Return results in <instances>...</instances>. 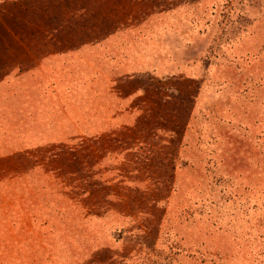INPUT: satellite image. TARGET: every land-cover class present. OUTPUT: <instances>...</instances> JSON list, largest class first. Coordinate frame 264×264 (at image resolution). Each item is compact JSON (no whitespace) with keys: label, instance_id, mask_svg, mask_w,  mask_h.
<instances>
[{"label":"rangeland","instance_id":"obj_1","mask_svg":"<svg viewBox=\"0 0 264 264\" xmlns=\"http://www.w3.org/2000/svg\"><path fill=\"white\" fill-rule=\"evenodd\" d=\"M69 6L0 0V264H264V0Z\"/></svg>","mask_w":264,"mask_h":264},{"label":"crops","instance_id":"obj_2","mask_svg":"<svg viewBox=\"0 0 264 264\" xmlns=\"http://www.w3.org/2000/svg\"><path fill=\"white\" fill-rule=\"evenodd\" d=\"M30 1L34 2L35 0H30ZM54 1L56 3L57 13L54 17H52V19L50 21L51 26L55 25L54 27L59 28L60 26L64 25V23L61 22L62 20H65V19L69 20L72 17L76 18V16H73L72 14H70V16H68L69 10L74 8V7L72 8L69 6V3H71V0H54ZM78 9L80 10V16H81L82 10L80 8H78ZM101 9L102 8L100 7V10ZM86 10H90V0H85V7L83 9V12ZM64 27H66V26H64ZM76 48H78V45ZM111 51H113V52H110V53H114L115 50L111 49ZM110 53L107 50H105L103 52L101 50L100 56L101 57L107 56ZM75 56H77V54H75ZM98 59H100V58H97L96 60H98ZM96 63H98V62H96Z\"/></svg>","mask_w":264,"mask_h":264}]
</instances>
